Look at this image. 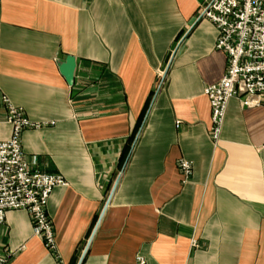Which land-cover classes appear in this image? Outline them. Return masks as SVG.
Instances as JSON below:
<instances>
[{
  "label": "crops",
  "instance_id": "1",
  "mask_svg": "<svg viewBox=\"0 0 264 264\" xmlns=\"http://www.w3.org/2000/svg\"><path fill=\"white\" fill-rule=\"evenodd\" d=\"M206 1L0 0V141L5 97L49 124L23 149L68 183L48 205L64 264H264V97L230 100L211 140L205 89L227 57ZM70 56L73 87L58 67ZM0 253L59 264L23 211L0 226Z\"/></svg>",
  "mask_w": 264,
  "mask_h": 264
},
{
  "label": "built area",
  "instance_id": "2",
  "mask_svg": "<svg viewBox=\"0 0 264 264\" xmlns=\"http://www.w3.org/2000/svg\"><path fill=\"white\" fill-rule=\"evenodd\" d=\"M199 19L212 23L218 38L215 49L227 57L223 79L205 89L211 106L210 138L220 141L230 100L239 99L244 107H260L264 97V0H207ZM6 122L12 135L0 141V226L11 211L29 214L33 234L59 264H64L58 251L53 221L48 214L50 197L56 188L67 187L60 175L34 170L23 149V134L38 131L49 124L31 121L23 109L13 106L5 97ZM184 183L193 175V165L179 162ZM193 241L192 247H198ZM10 255L0 253V264H9ZM134 264H147L138 256Z\"/></svg>",
  "mask_w": 264,
  "mask_h": 264
},
{
  "label": "water",
  "instance_id": "3",
  "mask_svg": "<svg viewBox=\"0 0 264 264\" xmlns=\"http://www.w3.org/2000/svg\"><path fill=\"white\" fill-rule=\"evenodd\" d=\"M59 70L69 87L74 86L75 72L77 69V61L75 57H67L58 64Z\"/></svg>",
  "mask_w": 264,
  "mask_h": 264
}]
</instances>
